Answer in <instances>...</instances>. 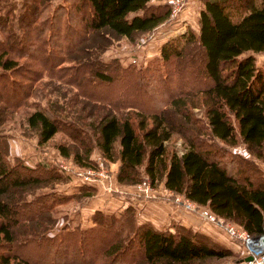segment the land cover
<instances>
[{"label":"trees","instance_id":"obj_1","mask_svg":"<svg viewBox=\"0 0 264 264\" xmlns=\"http://www.w3.org/2000/svg\"><path fill=\"white\" fill-rule=\"evenodd\" d=\"M51 1L0 0V264H193L228 256L227 248L197 231L137 222L132 206L117 215L95 210L93 226L48 235L51 208L74 198L53 191L67 177L9 158L1 126L43 75L66 81L58 65L84 54L89 33L131 39L152 31L170 11L164 0H64L69 5L58 7ZM201 3L197 33L187 29L168 38L159 57L141 70L115 60L77 59L65 83L81 98L114 112H136L103 113L88 124L91 134L66 123L77 132L68 138L79 148H56L84 168L93 166L89 157L96 149L118 163L117 184H161L256 237L264 231V177L251 163L227 157L218 144L240 145L264 161V60L258 65L254 58L264 53V0ZM112 86L113 92L106 90ZM141 96L152 100L150 108ZM25 123L39 145L64 128L46 108L34 109ZM173 135L184 144L180 153L167 146ZM43 188L49 191L35 193ZM80 190L88 198L94 188Z\"/></svg>","mask_w":264,"mask_h":264},{"label":"rangeland","instance_id":"obj_2","mask_svg":"<svg viewBox=\"0 0 264 264\" xmlns=\"http://www.w3.org/2000/svg\"><path fill=\"white\" fill-rule=\"evenodd\" d=\"M164 1L168 2V0ZM184 2L185 5L178 17L171 20L167 17L163 23L156 26L149 33L136 35L131 39L117 37L109 32L89 33L87 36L88 40L81 46L84 54L79 56V58L75 56L74 60L76 61L78 59L87 62L98 60L103 63L115 60L121 66L129 65L135 70L143 69V67L149 63V60L153 59V57H159L160 45L168 38L185 32L187 29L197 33V11L201 7V0H184ZM255 2L258 3L259 0H255ZM64 3L67 6L69 5L64 0L51 1L52 7L63 6ZM156 3L162 2L155 0H151L150 2L152 5ZM186 11L188 12V15L190 14V18L189 16L187 17L188 19L185 18ZM183 25L184 27L181 28L183 30L178 31L180 30L178 27ZM67 38L69 41L73 40L72 36L68 35ZM63 44H65V42H63ZM254 58L256 64L259 65L264 60V53L254 54ZM75 61L63 62L58 65L59 68H62V70H60L61 75H66L63 77V79L67 78L66 81L63 80L62 82V79H60V82L57 80H48L47 77L43 75V77L37 82L33 83L30 86L32 94L28 97L25 105L16 108L12 113L8 114L5 122L1 126V133L4 135L7 142L9 158H18L26 165L32 164L33 166L41 164L48 168L53 167L63 176L67 177V179H64V182L55 184L53 191L58 195L65 196V194H67L74 198L66 199L51 208L49 214L54 224L50 232H48V235L61 230L64 231L66 229L87 228L93 226L91 214L95 210H101L106 214L117 215L126 206H132L137 222H145L144 219H142L145 215V206L142 205V202L141 204L138 202L140 200H149L177 207V210L185 212L189 217H192V219L207 223L199 218L197 213L198 210L206 209L205 205L194 203L189 205V207H186L184 205L185 200L182 198L183 196L163 189L161 184H158L153 188L145 181L133 185L117 184L115 174L118 163L102 159L96 149H93L90 153L89 158L93 162V166L91 165L89 168L79 167L72 162L70 157L63 158L59 155L56 148L57 145L64 144L75 149L79 148V144L76 146L75 144L72 145L71 140L68 138V134L70 133L77 134V132L70 130L72 129L70 125V129L67 128L68 124L71 123L73 127L77 128V130H86L88 134H91L92 132L88 128L91 127V125L88 124L92 123L93 120L103 113L115 114L123 117V115L126 114L134 116L136 112L135 109L134 112L133 110H129V108L114 112L107 105L92 104L81 98V96L78 95L75 86L65 83L69 82L68 76L73 74L71 69L75 70ZM64 70L68 71L64 72ZM85 83L86 82L84 81L83 84H81L83 86V91L90 89L84 85ZM101 89L104 91V88ZM106 90L113 92L115 89L112 86ZM141 99L143 100L142 103H144L147 108L152 106V100L150 101L144 96H141ZM38 108H46L49 116L54 117L64 125V128H61V130L56 132L52 138L41 145L37 143L36 132L27 127L25 123V116ZM194 112L197 117H201V113L198 110L194 109ZM174 118L177 119L176 116ZM66 123L68 124L66 125ZM66 129L68 131H66ZM218 145H221L220 147L224 148L227 157L231 156L233 160L244 161L245 164H247V162L251 163L264 177V161L257 160L250 156L240 145ZM167 146L176 150L177 153H180L184 148L181 138L177 135H173L170 138L167 142ZM59 166L64 167L65 170L58 168ZM88 169L93 170V176L96 177L92 183L86 184L81 182V176L79 175H83L84 171H88ZM61 178L63 177L61 176ZM83 185L94 188L93 193L88 198L84 197L83 191L80 190ZM48 191V188H43L42 190H37L35 193H44ZM176 198H180L181 201H184V204L175 201ZM168 217L170 216L168 215ZM158 223L162 228L166 227L170 228V230L173 229L172 226H182L178 222L172 221L170 218H166L165 221H163V218L160 217ZM208 224L213 225L216 231H219L221 236L217 237L211 234L209 230H205L206 232H204V230L203 232L199 231L195 228L200 227L196 222L193 226L187 224L188 226L183 227L188 228L187 230L190 229V231H197L206 235L219 245L227 248L229 254L223 258H210L204 260V262L193 264H230L232 261L238 259L242 254V245L237 239L229 238L224 229L225 224L233 223L223 220L222 225H217L216 222ZM234 225L238 226L236 223H234Z\"/></svg>","mask_w":264,"mask_h":264},{"label":"built area","instance_id":"obj_3","mask_svg":"<svg viewBox=\"0 0 264 264\" xmlns=\"http://www.w3.org/2000/svg\"><path fill=\"white\" fill-rule=\"evenodd\" d=\"M170 5V11L168 15V19H174L178 17V15L183 10V6L185 5L184 0H168ZM183 26L178 27L181 31ZM175 31V32H178ZM62 170H65L64 167L59 166ZM93 170L88 169V171H84L81 176V182L86 184L92 183L95 180L96 176H93ZM184 201H181L180 198H176L175 201L179 203H183L186 207L194 204V202L182 197ZM193 209V208H192ZM198 217L207 223H217V225L223 224V219L215 216L206 206V209H201L197 211ZM225 233L229 238L237 239L242 245V254L237 260L232 261L230 264H264V231L262 234L256 237L250 236L242 227L239 225L236 226L233 224H225L224 226ZM250 255L251 259L244 261L243 258Z\"/></svg>","mask_w":264,"mask_h":264},{"label":"crops","instance_id":"obj_4","mask_svg":"<svg viewBox=\"0 0 264 264\" xmlns=\"http://www.w3.org/2000/svg\"><path fill=\"white\" fill-rule=\"evenodd\" d=\"M187 11L185 13L186 19H188L187 17L190 15V14L188 15ZM189 18H190V16H189ZM28 165L32 166V164H28ZM138 202L140 204L142 202V205L145 206L144 207V209H145L144 214L145 215H144V218H142V219H144V221L151 223L155 228H158V229L162 228L158 223L160 221V217H162L163 221H165L166 218H170L172 221L178 222L182 226H188L187 224H190L191 226H193V224H195V222H196L197 224L200 225V227H195L199 231L203 232V230H204V232H206L205 230H209L211 232V234H213L217 237L221 236L219 231L217 232L216 229L213 227V225L208 224V223H202L200 221L192 219V217H189V215H187L185 212H183L181 210H177V207H174V206H171L168 204H160V203L149 201V200L148 201H145V200L141 201L140 200ZM168 215L170 217H168ZM166 224H168V223H166ZM164 226H166V225H164Z\"/></svg>","mask_w":264,"mask_h":264},{"label":"water","instance_id":"obj_5","mask_svg":"<svg viewBox=\"0 0 264 264\" xmlns=\"http://www.w3.org/2000/svg\"><path fill=\"white\" fill-rule=\"evenodd\" d=\"M250 259H251V256L250 255H248V256H246V257L243 258L244 261H247V260H250Z\"/></svg>","mask_w":264,"mask_h":264}]
</instances>
